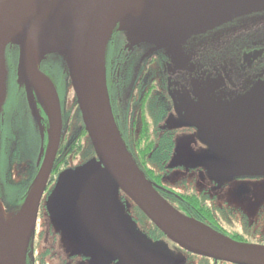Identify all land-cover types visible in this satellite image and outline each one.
Here are the masks:
<instances>
[{"label": "flooded vegetation", "instance_id": "obj_1", "mask_svg": "<svg viewBox=\"0 0 264 264\" xmlns=\"http://www.w3.org/2000/svg\"><path fill=\"white\" fill-rule=\"evenodd\" d=\"M171 1L136 0L134 4L141 19L157 20L164 25ZM48 56L39 67L52 79L59 97L62 128L56 156L59 152L66 159L53 162L39 202L35 230L28 242L26 264H117L120 258H111L108 245L88 246L79 240L88 224H70L69 210H63L61 216L53 214L50 197L59 173L85 163L94 155L80 162L70 153L84 125L65 79L59 86L48 72L53 70L57 56ZM16 60L17 48L7 47L6 98L0 113V201L5 211L25 197L38 170L39 155L46 147L49 130L41 101L34 96L38 112L35 116L24 87L15 79L9 80L10 73L15 76ZM105 79L117 127L141 167L142 146L145 143L150 148L147 159L153 165V172L147 176L160 195L180 212L227 237L264 244V203L255 207L256 194L250 184L264 177L236 175L231 178L237 182L234 191H222L217 183L198 175V171L171 169L168 162L175 148L177 130L165 123L175 106L185 105L191 110L192 104L197 107L199 100L201 108L208 109L202 115L199 112L203 121L197 127L206 142L205 149L212 152L214 147L237 148L226 141L239 139L242 130L238 125L246 123L242 119L245 112L237 110L243 103L238 100L264 81V10L190 36L179 47L169 50L148 41L133 42L117 24L106 46ZM197 128L187 129L194 133ZM145 133L147 138L142 139ZM42 157L43 153L40 161ZM119 195L126 205L125 211L144 236L153 244L163 242L174 248L176 264H239L182 248L144 217L121 191ZM87 228L91 230L90 225ZM138 252L142 250L134 249L133 256Z\"/></svg>", "mask_w": 264, "mask_h": 264}, {"label": "water", "instance_id": "obj_2", "mask_svg": "<svg viewBox=\"0 0 264 264\" xmlns=\"http://www.w3.org/2000/svg\"><path fill=\"white\" fill-rule=\"evenodd\" d=\"M135 1L0 0V113L7 88L6 48L15 46V82L24 87L35 116L38 112L34 96L41 101L49 122L46 147L41 149L43 157L40 161V153L38 170L22 203L15 210L5 211L0 201V264H26L39 202L60 143L59 97L52 79L39 67L48 55L61 60L94 151V157L85 163L59 173L50 197L57 202L51 204L53 214L61 216L63 210H69L71 216L81 210L88 213L93 200L98 199L96 193L105 191L98 180L106 175L151 223L182 248L239 264H264V244L227 237L180 212L160 195L139 169L121 137L105 79L106 46L117 24L133 42L148 41L169 50L178 39L183 42L237 17L264 10V0H172L164 25L157 20L141 19ZM238 101L243 102L237 110L245 112L242 119L246 123L238 125L242 130L239 139L229 140V145L237 148L217 150L219 158L233 169L236 173L233 176L264 175L253 165L256 160L250 163L251 158L260 156L259 150H264V83L254 85ZM249 143L253 148L244 163L240 154L245 155ZM15 218L23 220L28 227L21 253L16 252L2 227L3 221Z\"/></svg>", "mask_w": 264, "mask_h": 264}, {"label": "rangeland", "instance_id": "obj_3", "mask_svg": "<svg viewBox=\"0 0 264 264\" xmlns=\"http://www.w3.org/2000/svg\"><path fill=\"white\" fill-rule=\"evenodd\" d=\"M181 44V40L178 39L176 40V45L174 44L172 48L179 47ZM63 72L62 63L54 61L53 70L49 71V74L59 86L63 85ZM262 83L264 81L255 85ZM247 94L248 92L245 96ZM198 102L197 107L192 104L191 110L186 108L185 105L175 106L174 111L165 120L167 127L177 130L175 134V148L168 162V166L171 169L181 170L183 172L190 170L198 171V175L214 181L218 187H221L222 191L225 189L227 191H234L237 182L231 178L236 173H233V169L225 166L224 161L220 160L217 147L212 148V154H209L210 150L205 149L207 146L206 142L203 139L202 132L197 127L202 126V112L208 111V109L206 107L205 109L201 108L202 104H200L199 100ZM199 112H201V115ZM189 126L193 129L197 128V131L193 130L195 132L191 133V130L187 129ZM226 143H229V140ZM252 148V144L249 143L245 147V155L241 152L240 156L244 163H247L248 160L246 157L249 156L248 151ZM259 151L260 156L257 159L251 158L250 163L256 160L253 165L261 169L259 173L263 174L264 150ZM257 176L264 177V175ZM98 183L105 191L96 193L98 199L93 200L94 203L89 207V212L87 213L81 210L73 213L69 220L70 224H88L85 228L83 227L84 233L89 230L87 227L90 225L92 231L89 230L88 234L81 232L80 236L82 238H79V240L87 243L88 246H98V244L108 245L107 247H109L111 252L109 254H112L111 258H120L117 264H176L174 262L176 253L172 250L174 249L172 246L163 242L153 244L140 232L135 221L124 209L126 205H123L121 202L119 189L115 187L109 177L105 175L102 179L99 178ZM250 184L251 190L256 194L254 203L255 207H257L259 204L264 203V178L260 181L251 182ZM69 200L71 201V199ZM129 205H131L130 202ZM77 227L81 231V227ZM134 249L142 250V253L138 252L135 255L138 261L133 256ZM172 255L174 256L172 257Z\"/></svg>", "mask_w": 264, "mask_h": 264}, {"label": "trees", "instance_id": "obj_4", "mask_svg": "<svg viewBox=\"0 0 264 264\" xmlns=\"http://www.w3.org/2000/svg\"><path fill=\"white\" fill-rule=\"evenodd\" d=\"M260 12V11H259ZM255 13H257V12H255ZM242 17V16H241ZM239 18V17H238ZM231 21V20H230ZM229 22V21H228ZM9 52H10V50H8ZM56 57L55 55H52V56H50V57ZM49 57V56H48ZM57 62L58 63H61V60H60V58L59 57H57ZM41 67L43 68V65H41ZM49 71H52V70H49ZM48 71V72H49ZM64 73V79H65V84L67 85V87L69 88V90L72 92V89L70 88V83H69V79H68V77H67V74H66V72L64 71L63 72ZM15 79V76H14V73L12 72V73H10V76H9V80H11V81H13ZM63 88V87H62ZM61 91H63V89L61 90ZM72 100H73V105L76 107V109L78 110V107H77V103H76V100H75V96H74V94H73V92H72ZM79 112V111H78ZM146 121V120H145ZM145 125L146 126H148L147 125V123L145 122ZM122 137V136H121ZM141 137V136H140ZM147 138V134L145 133V134H143V136H142V139H146ZM123 139V138H122ZM125 143V142H124ZM73 145L75 146L74 147V150H72L71 149V151H70V153H71V155L73 154L75 157H73V159L74 160H79L80 162L81 161H84V160H86V159H88L90 156H92V155H94V151H93V148H92V146H91V144H90V141H89V138H88V135H87V133H86V131H85V129H84V127L81 125V127H80V131H79V135H78V138L76 139H74V143H73ZM126 145V144H125ZM144 146H142V149H141V151H140V154H143L142 155V159L144 160V164H143V167H141L140 165H139V163H138V160L136 159V157H135V155H133V153L131 152V151H129V149H128V151H129V153H130V155L132 156V158H133V160L135 161V163L137 164V166L139 167V169L143 172V174L145 175V177L149 180V178H148V174L149 173H152L153 172V165L151 164V162L147 159V155L151 152V151H149L150 150V148H148V147H146V144L144 143L143 144ZM127 147V146H126ZM140 158V157H139ZM58 159H66V156H60L59 155V152H58V155L56 156V158H55V160L57 161ZM141 159V158H140ZM141 159V160H142ZM150 181V180H149ZM151 182V181H150ZM16 200H18V199H16ZM20 200L21 199H19L18 200V204H16L15 206H8V211H12V210H15V209H17L18 208V206L21 204V202H20ZM10 201H12L11 199H10ZM22 201V200H21ZM12 202H14V201H12ZM133 204V203H132ZM134 205V204H133ZM135 206V205H134ZM136 207V209L138 210V211H140L139 209H138V207L137 206H135ZM140 213H142L141 211H140ZM143 214V213H142ZM143 216L144 217H146L144 214H143ZM147 218V217H146ZM150 221V220H149ZM151 222V221H150Z\"/></svg>", "mask_w": 264, "mask_h": 264}, {"label": "bare ground", "instance_id": "obj_5", "mask_svg": "<svg viewBox=\"0 0 264 264\" xmlns=\"http://www.w3.org/2000/svg\"><path fill=\"white\" fill-rule=\"evenodd\" d=\"M42 90H46L44 85L39 84ZM2 227L6 232L7 236L11 240V242L15 246V250L17 253H21L23 251V239L24 235L27 232V224L21 219H13L11 221H3ZM26 231V232H25ZM25 232V234H24Z\"/></svg>", "mask_w": 264, "mask_h": 264}]
</instances>
